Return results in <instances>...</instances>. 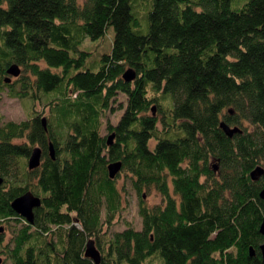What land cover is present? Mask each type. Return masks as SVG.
<instances>
[{
	"label": "trees",
	"instance_id": "obj_1",
	"mask_svg": "<svg viewBox=\"0 0 264 264\" xmlns=\"http://www.w3.org/2000/svg\"><path fill=\"white\" fill-rule=\"evenodd\" d=\"M110 26L107 50L79 46ZM11 63L20 73L5 81ZM3 87L50 113L0 120V220L19 224L0 264H95L89 237L97 264H264V173L249 176L264 167V0H0ZM221 120L240 130L226 135ZM36 144L41 160L28 169ZM121 172L160 201L140 197V227L106 232ZM27 190L41 199L32 222L10 205Z\"/></svg>",
	"mask_w": 264,
	"mask_h": 264
},
{
	"label": "rangeland",
	"instance_id": "obj_2",
	"mask_svg": "<svg viewBox=\"0 0 264 264\" xmlns=\"http://www.w3.org/2000/svg\"><path fill=\"white\" fill-rule=\"evenodd\" d=\"M244 0H230V6L232 8H238L241 6ZM113 35V28L110 26L104 35L95 38L89 39V42H86V45L81 43L79 46L81 48H85L90 51L91 55L96 56L99 55L102 51L107 50V45L111 37ZM21 68V66H20ZM14 79V76H11V80ZM118 98L123 97L121 93H118ZM37 109V110H36ZM122 109H116L108 113L107 118L103 119L101 125V133L106 134L108 133V129L106 127L107 120L110 123H115L119 114L121 113ZM50 106L47 104L44 99H40L32 102L31 99L27 97H19L18 95L10 94V90L7 87H3L0 90V120H14L20 121L25 118L30 117L32 114H38L40 116L47 117L49 115ZM155 112V109H154ZM247 124V122H244ZM55 130V129H54ZM15 141H24V138H16ZM152 143V140L151 142ZM129 177L124 176L121 172L117 178V184L121 189L122 194V201H121V208L111 219L109 224H103V230L106 232H111L115 229L123 228L127 223H130L135 228H139L141 224V218L138 212L139 206V199L143 197V202L146 205H151L153 203L160 201L159 192L156 191L154 188H145L142 187L141 189V196L138 192L131 186ZM102 208L101 216L104 215ZM18 223L13 220H0V227H1V241H0V262H8L11 263V258L8 256L7 247L2 246L4 243L10 242V237L17 230ZM94 238V237H93ZM4 250V251H2ZM150 264H159L156 259H153Z\"/></svg>",
	"mask_w": 264,
	"mask_h": 264
},
{
	"label": "water",
	"instance_id": "obj_3",
	"mask_svg": "<svg viewBox=\"0 0 264 264\" xmlns=\"http://www.w3.org/2000/svg\"><path fill=\"white\" fill-rule=\"evenodd\" d=\"M7 75L5 76V81L10 80V76H17L20 73V67L16 63H11L8 65L6 69ZM135 70L132 67L126 68L123 73L122 77L126 81H130L135 77ZM155 106L152 105L151 109L154 113ZM42 124L44 125V118H42ZM220 127L224 131V133L228 136H231L234 132L239 131L240 128L236 125L231 126L225 121L221 120L219 122ZM114 136L113 132H110L107 135V143L110 144L112 142V138ZM48 153L51 158H54V148L51 141L48 142ZM41 159V147L39 145H34L31 147L30 152L27 156V168L32 169L39 165ZM107 173L109 177H114L117 172H119L121 167L120 160L110 161L106 165ZM215 168V167H214ZM264 173V167L261 165H256L252 168L249 172V176L251 179H258L261 174ZM2 182V177L0 176V184ZM260 196H264V188H262L259 192ZM41 202V199L38 195H35L32 191L27 190L23 193L13 197L10 202L11 207L15 212H17L20 216L24 217L28 222L33 221V208L38 206ZM259 231L263 236V241L260 244L261 248V259L264 263V220L260 223ZM249 253L252 254L253 250L250 247ZM84 255L90 257L95 264L99 262L100 259V250L97 248L95 241L92 237L87 238L84 247Z\"/></svg>",
	"mask_w": 264,
	"mask_h": 264
},
{
	"label": "bare ground",
	"instance_id": "obj_4",
	"mask_svg": "<svg viewBox=\"0 0 264 264\" xmlns=\"http://www.w3.org/2000/svg\"><path fill=\"white\" fill-rule=\"evenodd\" d=\"M75 95V94H74ZM75 98V97H74ZM37 110V109H36ZM44 126V128L46 129V126L45 125H43ZM51 141V140H50ZM56 148V147H55ZM112 178V177H111Z\"/></svg>",
	"mask_w": 264,
	"mask_h": 264
}]
</instances>
